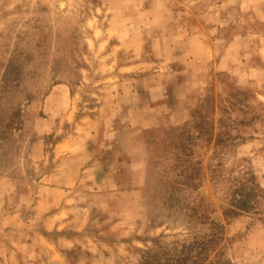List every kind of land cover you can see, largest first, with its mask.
Listing matches in <instances>:
<instances>
[{"label": "rangeland", "instance_id": "obj_1", "mask_svg": "<svg viewBox=\"0 0 264 264\" xmlns=\"http://www.w3.org/2000/svg\"><path fill=\"white\" fill-rule=\"evenodd\" d=\"M145 262L264 264V0H0V264Z\"/></svg>", "mask_w": 264, "mask_h": 264}, {"label": "trees", "instance_id": "obj_2", "mask_svg": "<svg viewBox=\"0 0 264 264\" xmlns=\"http://www.w3.org/2000/svg\"><path fill=\"white\" fill-rule=\"evenodd\" d=\"M238 192H240V191H238ZM242 194V193H241ZM243 195V194H242ZM244 202V203H243ZM242 207H245V208H247L246 206H247V202H246V204H245V201H242ZM207 223V222H206ZM211 227H212V229L214 230V229H216V232H214L213 234H212V238L211 239H205V238H203L202 240H200V241H198V242H195V243H192L191 245H190V251L193 249V250H195V248L196 249H199V251H201L200 253L201 254H204V255H206V254H208V253H210V252H212V251H214V248H215V245L214 244H216V242H217V240L219 239L218 238V235H217V228H219L218 227V224L217 223H215L214 221H211ZM195 245V246H194ZM193 247V248H192ZM186 259H184V261H185ZM145 264H146V262H145Z\"/></svg>", "mask_w": 264, "mask_h": 264}]
</instances>
